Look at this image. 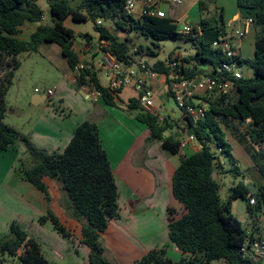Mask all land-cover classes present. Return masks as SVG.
<instances>
[{
  "label": "trees",
  "instance_id": "16d2710c",
  "mask_svg": "<svg viewBox=\"0 0 264 264\" xmlns=\"http://www.w3.org/2000/svg\"><path fill=\"white\" fill-rule=\"evenodd\" d=\"M38 1L0 0V62L5 68L4 74H0V153L23 145L31 164L24 168L22 163L21 179L32 184L49 203L51 195L44 178L58 182L66 195V210L72 219L81 224L83 243L90 249V264H112L106 256L101 237L109 223L120 217L119 190L101 142L99 126L94 121L83 122L62 153H49L38 150L27 138L5 125L3 120L8 111L6 97L15 71L20 67L18 57L23 53L39 51L43 44H56L70 71H74L79 60L73 50L75 33L64 26L67 18L75 22L93 21L100 40L110 41L116 56L127 65L134 62L131 42L112 35L106 27L98 26L99 20L105 23L112 21L121 30H135L141 36L158 42L182 37L177 27L165 18L142 16L135 19L128 16L124 9L125 0H46L52 25L43 22L45 13ZM213 1L200 0V10L205 12L207 2ZM237 5L244 19L253 20L252 27L258 33L253 59H240L241 65L252 68L253 77L234 81V97L213 93L203 98L208 103L206 117L197 123L189 118L187 123L201 147L200 151L182 159L173 177V194L183 206L184 213L176 218L174 210L169 209V237L189 258L175 262L167 257L166 249L161 248L150 251L136 264H249L243 260L240 248L248 239H254V235H249L233 215L232 203L242 198L248 201L249 213L264 215V165L257 164L262 177V181L254 186L257 193L239 182L230 189L225 202L215 176L221 164L218 149L221 150L219 154L233 158L223 128L231 130L232 121L247 125V134L253 144L260 148L264 146V0H237ZM30 24L37 25L30 40L19 39L23 28ZM200 25L201 37L184 39L193 42L196 47L195 55L190 58L196 66L190 69L183 63L180 75L189 79L200 76L224 78L220 71L224 57L220 50L213 49L214 42L220 41L225 34L223 18L220 17L214 26L207 20H202ZM146 50L156 55L152 49ZM184 62L189 60L184 59ZM203 66L208 70H204ZM94 69L87 67L77 74L76 90L88 87L101 94L100 99L106 106H116L119 92L103 87ZM152 69L165 74L169 85L171 73L163 62H158ZM129 108L139 110L135 119L149 129V142H160L163 149L172 155L179 153L180 141L165 136L174 127L173 124L168 120L161 123L157 115L145 113L138 100L131 101ZM234 170L239 174L238 168ZM250 195L256 198L257 205L254 207L249 205ZM48 221L60 236L72 237L50 207L47 214L39 218L42 225ZM0 255L17 258L22 264H50L43 255L41 245L15 223L10 227L9 236L0 240Z\"/></svg>",
  "mask_w": 264,
  "mask_h": 264
},
{
  "label": "crops",
  "instance_id": "0c3cea01",
  "mask_svg": "<svg viewBox=\"0 0 264 264\" xmlns=\"http://www.w3.org/2000/svg\"><path fill=\"white\" fill-rule=\"evenodd\" d=\"M199 1L184 0L182 4L173 5L163 0L156 6V9L165 13V19L170 20L177 27V32L181 25L188 24V19L195 8H198L203 15L200 16L198 22L190 25L198 26L202 20H207L214 26L222 17L225 33L228 37L234 36L237 31L243 29L245 21L248 20L242 17L237 0L207 2L208 6L205 12L200 10ZM139 8L140 11L134 14L135 19H139L142 14V7ZM108 23L109 26L105 27L112 35L119 39H121V35H125L121 40L128 39L131 42L130 35L141 36L135 30H121L112 21ZM36 27V24H30L23 29L31 28L30 34H32ZM257 34V29L251 27L247 36L240 42L239 58L242 61H244V57L249 58V60L253 59ZM98 37L96 44H93L89 37H86L85 41L82 42L74 40L73 50L77 54L79 62L95 68L100 84L107 87L108 80L105 70L95 67L96 61L101 57L98 52L100 36L98 35ZM19 39L21 38L19 37ZM177 40H180L181 44L178 46L179 49L186 46L183 44V41L186 40L182 38ZM191 43L192 46L188 47L189 50L186 49L187 55L182 51H172L169 59H179L187 68H194L196 64L190 58L195 55L196 47L193 42ZM141 50L144 52L141 53ZM149 53L152 52L146 50L142 45H138L133 50L131 48L134 62H145L144 56L151 55ZM184 59H188L189 62L185 63ZM158 62L146 63L153 67ZM204 70H208V68L206 67ZM70 74L71 71L67 65L65 78L70 81V85H74L71 83ZM246 74L247 78H252L253 70L246 72L244 69V77ZM167 79L165 74L159 73L156 79L149 82L156 93L157 113L165 120H167L166 117L162 116L160 111L171 109L170 102L174 100L169 92ZM62 89V87L59 88L60 91ZM78 92L90 105L81 99H77L76 106H74L75 112L71 110L72 112L69 114L66 111L60 113L57 111L59 110L57 106L54 105V99L57 98L59 92L54 93L51 98L47 94L41 95L39 92L33 95L32 105L40 110V114L37 118V126L33 131L32 141L38 150L62 153L70 144L79 125L87 120L98 124L101 142L108 154L119 190L120 217L109 223L107 230L101 237L106 248L107 258L112 264H136L150 251L161 248H165L167 257L175 262L181 258H189L171 242L168 219L169 209L174 210L176 218H180L184 213L183 206L173 194V177L182 159L191 157L200 151L201 147L197 140L184 148H180L176 155L165 151L160 142H149V129L135 119L139 110L129 108L131 101L138 99V95L132 87H126L118 93L119 100L114 107L106 106L101 99H96L93 91L88 87H82ZM232 96L234 97V94ZM45 104L47 107H42ZM51 105H53V113H50L49 110ZM59 107L61 108L62 105ZM173 115L174 118L169 122H172L173 128L177 131L174 136H170L181 143L192 135V129L179 127L182 116L180 111ZM231 127L235 133L242 131L243 128L247 129V125L233 121ZM223 128L226 134L227 131H230L225 127ZM230 134L243 144L247 153V163L253 166V161L260 152V147L256 145L249 147L240 133L237 136L234 133ZM165 136L169 137L167 134ZM26 156L23 145L0 153V239L4 238L1 235L10 232L11 225L15 223L29 235V238L36 240L41 245L43 255L50 264H90V249L83 243L81 224L75 220H70L66 216L65 210L62 209L61 211L60 203L63 200L61 185L44 178V183L51 195V202L49 203L45 196L32 184L20 177L15 179L16 170L20 169L19 167ZM229 158L241 175L242 172L236 163V159ZM222 167L223 164L221 163L219 169ZM219 173L220 171H217L216 175ZM49 207L59 222L70 232L80 233L79 237L66 239L63 237H41L46 232L51 231L54 235L57 233L50 221L43 225L39 223V218L47 214ZM254 232L255 229L253 235ZM255 235L254 238H260L255 237Z\"/></svg>",
  "mask_w": 264,
  "mask_h": 264
},
{
  "label": "rangeland",
  "instance_id": "374dc122",
  "mask_svg": "<svg viewBox=\"0 0 264 264\" xmlns=\"http://www.w3.org/2000/svg\"><path fill=\"white\" fill-rule=\"evenodd\" d=\"M38 5L45 13V20L43 22L47 25H52V15L50 13V9L46 0H39ZM139 7L140 6L137 7L136 12L140 11ZM201 15L203 14L198 10V8H195L194 12L188 19V24H194L198 22ZM64 26L71 29L75 33V41L82 42L85 41L86 37H89L90 41L93 44H96L99 39V34L95 29V23L93 21L89 20L86 22H75L71 18H67L64 21ZM105 26H109V23L106 22L102 25V27ZM23 30L24 31H22V34L19 35V37L24 41H29L31 36V28ZM124 37L125 35H121V39H123ZM129 38L131 39L132 50L138 47V45H142L145 49L150 48L157 53V55H145V63L167 61L169 60V56L172 51H182L183 53L185 52V55H187L186 49L192 46L191 42H184L183 40L181 41H183V44L186 46L179 49L178 46L181 45L180 40L169 39L158 42L154 41V39L152 38H148L145 36L136 37L135 34L130 35ZM18 59L20 61V67L17 71H15L13 83L6 97V106L8 111L5 119L3 120V123L16 130L22 137L27 138L33 144L32 135L34 128L37 126V118L40 114V110L34 108V106L32 105V97L34 94H37L35 90H38L39 94L41 95L46 94L48 90H55V93L59 92L57 98L54 99V105L57 106V108L59 109L57 111H60V113H63L64 111H66L67 114L71 113L72 111L75 112L74 106H76L77 99H81V101H84V103L88 102H86L80 96L75 86L70 85V81L65 78L67 61L62 56L61 49L58 45L43 44L39 48V51L33 53H23L19 55ZM244 60H249V58L244 57ZM4 69L5 68L2 67V63L0 62L1 75L4 74ZM244 69H246V72L252 70V68L246 64H244ZM247 77L248 76L246 74L245 78ZM60 87L63 88L61 91L59 90ZM59 105H62V107L60 108ZM170 106L171 109L160 111L161 115L166 117L168 121L173 119V114L179 111L174 100L170 102ZM42 107L47 106L45 104ZM49 110L51 111L50 113H53V105L50 106ZM176 131L177 130L175 128H172L169 129L166 134L167 136H174ZM238 132L239 131L235 133L233 129L227 131L226 139L227 142L231 145L232 156L236 159V163L239 166L242 174L239 175L236 173V171L234 170L235 165L230 161V158L227 155L217 153V156L219 157L220 162L223 164V167L218 170V172L220 171V173L215 176L221 186L220 195L224 202L228 199L230 189L235 187L239 182H242L246 186H249L252 192L257 193L254 184H259L262 181L261 174L257 169V164L264 165V146L260 148V152L256 156V159H254L253 161V166L248 165L247 153L244 149L243 144L239 143L238 140H236L235 137L231 136L230 133H234L235 136L240 133L245 140V143L249 145V147L254 144L248 136L246 128H243L242 131H240L239 133ZM22 163L24 168H28L31 164L27 156L24 158V161ZM21 165L19 168L22 167ZM251 167L252 169H249ZM21 171L22 169L16 170L17 174L15 176V179L19 177L21 178ZM60 189L61 192H63V200L60 203L61 211L62 209L65 210L66 216L70 220H74L72 219L70 212L65 209L67 205L66 195L62 190V187H60ZM247 206V200H244L242 198L236 200L233 203V215L243 224V227L248 232V234L253 233V230L255 229V237H264V215L258 212L249 213ZM9 234L10 232L1 236L6 238L9 236ZM71 234L72 237H79L80 233L76 234L71 232ZM41 237L62 236H60L58 233L54 235L50 231L46 232L44 236ZM0 264L22 263L17 258H13L8 255H0Z\"/></svg>",
  "mask_w": 264,
  "mask_h": 264
},
{
  "label": "built area",
  "instance_id": "2783aa9c",
  "mask_svg": "<svg viewBox=\"0 0 264 264\" xmlns=\"http://www.w3.org/2000/svg\"><path fill=\"white\" fill-rule=\"evenodd\" d=\"M163 0H125V12L128 16L136 13L138 6L142 7V16H157L165 18V13L157 11L156 6ZM170 4L179 5L184 0H166ZM45 20V16L43 17ZM253 24L252 19H248L244 23V28L237 31L234 36L228 37L223 34L220 41L214 42L213 49L220 50L224 57L221 63L220 71L225 75L224 78H212L209 76H200L196 78H185L180 75L183 62L179 59H169L163 61L164 65L169 69L170 83L168 85L179 111L182 116L179 121V127H187L188 119L194 122L203 120L208 112V103L203 100L207 95L216 93L226 97H232L235 92V80L244 78V67L240 64L239 52L240 42L247 36ZM98 26L103 25V21L97 22ZM179 35L183 39L199 38L202 36L201 25L193 26L190 24L181 25ZM98 52L101 57L96 61L95 67L105 70L108 84L107 87L111 91L120 92L126 87H132L137 95L138 102L145 113L157 115L159 121L164 122V118L157 113L156 93L149 85V82L156 79L159 75L144 61H137L131 65H127L121 61L115 54L113 46L108 40H100L98 43ZM85 63L79 62L74 71H71V83L77 81V74L87 68ZM228 77V78H227ZM36 92H39L36 90ZM54 90H48L49 98L54 96ZM96 99L101 98V94L93 91ZM196 141L194 135H190L181 142L180 148L188 146L191 142ZM220 153L221 150L218 149ZM249 205L254 207L257 205L256 198L249 196ZM250 235V234H249ZM240 254L249 264H264V237L248 239L240 248Z\"/></svg>",
  "mask_w": 264,
  "mask_h": 264
},
{
  "label": "water",
  "instance_id": "95a60500",
  "mask_svg": "<svg viewBox=\"0 0 264 264\" xmlns=\"http://www.w3.org/2000/svg\"><path fill=\"white\" fill-rule=\"evenodd\" d=\"M202 68H203V69H205L206 67H205V66H203ZM214 264H217V263H214Z\"/></svg>",
  "mask_w": 264,
  "mask_h": 264
}]
</instances>
